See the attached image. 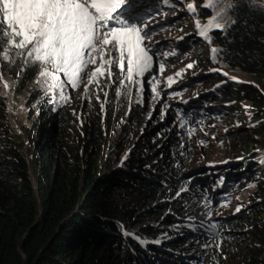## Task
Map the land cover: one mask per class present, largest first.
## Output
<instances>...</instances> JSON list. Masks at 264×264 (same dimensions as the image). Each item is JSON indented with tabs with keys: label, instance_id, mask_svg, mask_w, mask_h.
Wrapping results in <instances>:
<instances>
[{
	"label": "trees",
	"instance_id": "1",
	"mask_svg": "<svg viewBox=\"0 0 264 264\" xmlns=\"http://www.w3.org/2000/svg\"><path fill=\"white\" fill-rule=\"evenodd\" d=\"M236 1L247 4L248 14L220 37V52L230 70L245 76L210 96L230 103L227 110L243 122L232 129L233 137L245 140L230 152L219 180L249 187L222 232L206 226L221 218L201 215L184 189L206 178L187 175L186 164L174 169L175 161L163 152L177 145L169 127L155 124L163 132L158 139L148 136L149 152L124 160L130 137L143 123L140 107L115 112L108 104L79 115L57 109L36 89L26 101L30 160L21 135L8 124L0 87V264H181L177 256L194 252L203 264L212 250L203 249V232L228 241L230 264H264V0ZM221 5L227 14V0ZM40 68L32 61L15 68V96Z\"/></svg>",
	"mask_w": 264,
	"mask_h": 264
},
{
	"label": "rangeland",
	"instance_id": "2",
	"mask_svg": "<svg viewBox=\"0 0 264 264\" xmlns=\"http://www.w3.org/2000/svg\"><path fill=\"white\" fill-rule=\"evenodd\" d=\"M188 3L194 5L195 12L188 10ZM200 3L197 0H129L121 18L143 29L142 35H147L143 46L151 58L150 67L143 75H133L131 81L127 79L125 64V71L113 67L111 78L105 74L89 83V75L98 66V61L97 65L88 64L84 68L79 74L77 86H73L64 73L50 69L54 77L60 78H45L41 83L42 78L38 73L33 83L17 97L14 70L31 62V59L27 58L26 50L22 55H16L20 50L10 48L8 38H0V53L7 52L8 55V59L0 58V87L9 106L8 124L21 135V145L27 157L30 160L34 158V145L25 131V127L30 125L27 118L30 107L26 101L36 89L45 91L57 109L69 108L79 115L108 104L112 105L115 112L122 109L131 111L134 106H138L143 111V123L138 128V135L130 137L131 144L124 160L149 152L151 141L148 136L158 139L163 130L157 131L156 126H168V133H174L173 140L177 141V145L163 152L175 161L174 169L189 165L187 175L193 174L191 169L205 166L206 179H194L195 182L190 186L185 185L184 189L192 194L201 215L221 218L220 221L213 219L206 226L213 228L215 233L222 232L226 223L224 219L242 206L243 192L248 190L249 185L246 182L231 185L221 182L218 186L221 169L232 161L230 152H234L235 146L245 140H235L233 137L236 135L232 134V129L240 130L243 122L238 120L239 115L227 110L230 103L222 97H211L210 94L230 83L239 82L245 76L226 66L221 56L219 39L231 28L243 23L248 12L247 4L227 0L228 13L219 20L224 28L211 29L208 33L210 39H205L199 34L196 22L204 26L223 5L205 8L202 6L206 2L203 5ZM151 14L157 17L152 18ZM109 23L111 26H120L115 22ZM213 48L217 50L215 53ZM189 64L191 68L187 67ZM208 81L212 82L206 83ZM5 83L9 85L7 88L4 87ZM119 92L121 98L116 102ZM241 103L238 101V106ZM164 119L165 125L162 122ZM166 142L171 143L168 138ZM208 183L211 185L206 186ZM200 237L204 241L203 249H212L210 260L205 257L203 264H230L229 257L232 255L228 256L225 249L227 240L224 243L218 237L209 239L206 232ZM197 260L195 252L177 256L176 259L181 264H197Z\"/></svg>",
	"mask_w": 264,
	"mask_h": 264
},
{
	"label": "snow or ice",
	"instance_id": "3",
	"mask_svg": "<svg viewBox=\"0 0 264 264\" xmlns=\"http://www.w3.org/2000/svg\"><path fill=\"white\" fill-rule=\"evenodd\" d=\"M128 2L0 0V38H8L10 48L20 50L16 55H22L26 50L27 58L41 66V83L45 78L54 77L53 71H50L53 69L64 73L69 82L77 86L79 74L84 68L88 64L97 65L98 61V66L89 75V83L105 74L111 78L113 67L125 71V64L127 79L131 81L133 75H143L150 67L151 58L143 46L147 38L146 34L142 35L143 29L121 18ZM220 3L221 0H206L203 7H217ZM187 7L195 12L192 3H188ZM223 14L224 9L218 8L204 26L197 21L199 34L210 39L208 33L211 29H223L224 24L219 22ZM109 22L120 26H111ZM212 51L215 53L217 50L213 48ZM0 58L8 59L7 52L0 53ZM8 86L4 84L5 88Z\"/></svg>",
	"mask_w": 264,
	"mask_h": 264
},
{
	"label": "clouds",
	"instance_id": "4",
	"mask_svg": "<svg viewBox=\"0 0 264 264\" xmlns=\"http://www.w3.org/2000/svg\"><path fill=\"white\" fill-rule=\"evenodd\" d=\"M201 170H202V169H201ZM193 172H194V174H198L197 177H198L199 175H201V174H203V176H205L206 173H207L206 171H200L201 173H199V172H197V171H193ZM219 185H221V182H219L218 186H219Z\"/></svg>",
	"mask_w": 264,
	"mask_h": 264
},
{
	"label": "water",
	"instance_id": "5",
	"mask_svg": "<svg viewBox=\"0 0 264 264\" xmlns=\"http://www.w3.org/2000/svg\"><path fill=\"white\" fill-rule=\"evenodd\" d=\"M199 169H200V170L203 169L202 171H204L205 166H203V167H201V168H198V169L195 168V169H191V170H193V171H197V170H199ZM192 173H193L192 175H195L194 172H192ZM199 173H201V172H199ZM189 175H191V174H189ZM196 175H198V174H196Z\"/></svg>",
	"mask_w": 264,
	"mask_h": 264
},
{
	"label": "bare ground",
	"instance_id": "6",
	"mask_svg": "<svg viewBox=\"0 0 264 264\" xmlns=\"http://www.w3.org/2000/svg\"><path fill=\"white\" fill-rule=\"evenodd\" d=\"M145 13V12H144ZM168 127V126H167Z\"/></svg>",
	"mask_w": 264,
	"mask_h": 264
}]
</instances>
